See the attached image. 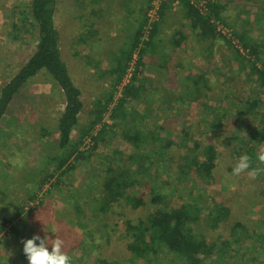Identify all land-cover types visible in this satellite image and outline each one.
<instances>
[{"label":"rangeland","instance_id":"374dc122","mask_svg":"<svg viewBox=\"0 0 264 264\" xmlns=\"http://www.w3.org/2000/svg\"><path fill=\"white\" fill-rule=\"evenodd\" d=\"M211 3L222 16L212 23L217 29L219 24L226 29L216 39L199 36L181 1L171 3L160 24L158 48L146 53L140 67L143 97L127 103L126 115L117 118L111 111L133 62L131 58L125 64L126 52L135 40L146 0L57 1L55 24L61 54L81 89L83 109L71 144L63 152L58 146L57 124L65 106L64 95L49 75L40 72L23 87L2 119L0 264H29L22 241L34 235L50 238L49 244L56 236L62 238L72 264H101L100 260L143 264L133 262L126 221L146 220L156 210L155 187L161 193L169 189L173 205L189 199V190L181 189L171 173L179 170L187 155L195 153V141L202 150L208 144L217 149L213 181L205 184L189 173L186 183L191 191H203L228 208L217 227L202 222L198 232L216 249L224 246L225 260L220 264H264V172L255 179L247 173L233 175L237 161L245 155L247 124L255 125L256 117L264 112V90L249 72V54L238 34L260 50L264 60V0ZM30 12L31 0H0V90L35 50L37 30L29 27ZM21 20L28 29L25 34L14 28ZM182 35L184 39L177 44L175 39ZM210 77L215 78V86ZM250 95L262 99L258 112L239 115ZM222 112L228 114L223 119L226 126L215 130L211 126ZM135 125L144 139L142 145L154 140L151 138L174 141L162 159L156 162L154 155L150 157L165 163L160 171L154 170L156 163L151 165L149 159H140L147 168L139 170L137 159L143 146L135 148V140L126 137L134 133ZM101 129L103 135L94 145ZM155 145L151 142V147ZM70 150L71 157L59 169L60 155ZM260 151H264L263 145ZM197 156L203 160L202 154ZM255 163L264 168L257 159ZM109 165L130 175L133 188L139 185L136 181H143L142 204L132 205L120 198L105 205L104 184L115 174ZM236 224L241 226L240 234L234 230ZM236 236L240 241H235Z\"/></svg>","mask_w":264,"mask_h":264},{"label":"trees","instance_id":"16d2710c","mask_svg":"<svg viewBox=\"0 0 264 264\" xmlns=\"http://www.w3.org/2000/svg\"><path fill=\"white\" fill-rule=\"evenodd\" d=\"M57 1L31 0V12L27 18H30L31 21L29 27L33 26L37 30V43L32 55L0 90V123L8 113L13 101L22 92L23 87L40 72L46 73L56 82L64 95L65 106L57 124L59 133L58 146L64 152L71 144L72 132L79 121V114L83 109V102L81 100V89L73 81L68 66L62 58L59 42L60 34L55 24ZM150 2L151 0H146L147 6L141 11L143 16L140 25L136 29L134 35L135 40L126 52L128 54L125 57V64L133 59V54L136 51L137 58L134 60V70L130 80L122 88V94L120 95L118 104L111 111V116L113 117L125 116L124 106L129 102L140 100L143 97L142 91L144 85L138 76L140 67L143 65V58L146 53L148 51L154 53L156 52V48H158L157 36L159 34L160 24L164 20L166 11L171 6L172 0L162 1L159 11L160 21L152 23L149 38L141 41L143 25L148 20L147 12L150 8ZM181 3L185 7L186 18L190 20L192 28L199 32V36L215 39L222 36L221 31L212 23L214 19L222 18L220 10L215 3L208 4V12L205 14H201L189 0H181ZM22 24L23 20L18 24L15 23L14 28L20 34H25L28 32V29L22 27ZM238 35L242 39L244 48L249 54L246 60L249 63V72L252 76H255L254 82L257 83L259 89L262 88L264 90V60L260 57L261 52L250 44L246 37L241 34ZM184 37L185 35H182L180 39L177 37L175 39L177 44H180ZM122 73L123 70L120 72L118 79L122 78ZM261 102L262 99L260 97L250 95L242 106H240L238 111L239 115L246 116L258 112ZM104 109L105 106H103ZM227 115L226 112L220 113V116L216 118V121H213L211 127L215 128V130L225 128L226 125L223 123V119L228 118ZM258 116L254 120L256 121L255 125L247 124L249 135L244 141L246 145L244 153L252 158L253 167H258L255 163L258 148L260 145L264 146V112ZM98 118H100L99 115L97 116ZM135 130L136 125L134 133L127 134L126 137H130L133 143V140H135V148L143 146L139 153L140 157L137 159L139 170L147 168V164L139 162L141 161L140 159H149L150 164L154 166L157 160L162 159L166 150L174 143L170 138L161 137L156 140L155 138H151L154 140H150L146 144L148 146L142 145L144 144V139L142 138L140 130ZM100 135H103V129L94 137V145L98 143ZM151 142L154 145L158 143L151 147ZM194 143L193 151L195 153H192L193 155H187L184 163L178 166L179 170L171 173L176 182L179 185L181 183V189L189 190L187 194L189 199L178 205H173L171 203L172 199L170 200L169 189L166 190L167 193H161L155 187L153 190V201L158 203L156 210L146 220L135 223L131 220L126 221L128 235H130L128 249L133 255V262L140 260L143 264H163L168 260V264H220L225 260L224 256L226 251L224 246L216 249L213 243H210L201 232H198L197 226L203 222L208 227H217L228 215V208L221 205L214 197L203 193V191L198 193L191 191L186 183L189 173L195 174L205 184H210L213 181V169L216 166L217 149L213 144H208L202 150L199 142L195 141ZM200 149L202 150L201 152ZM196 152L197 154L203 155V160L198 158ZM72 153V150H70L66 155H60L57 166L59 169L64 167ZM152 155L155 156L156 162L152 159L150 160V157H153ZM129 157L134 158V155H130ZM163 164L165 166L164 162ZM163 164L156 163L154 170L160 171ZM108 169L114 170L110 165ZM114 172L115 174L108 177L104 184V189L107 193L104 201L105 205L108 206L112 200L120 198H124L132 205L142 204L145 195L143 181H136L139 185L133 188L132 184L134 179L130 175H127L121 169L114 170ZM169 172L170 170L167 171V173ZM236 226L237 228L234 230L240 234L238 228L240 229L241 226L239 224H236ZM236 240L237 242L240 241V237L236 236ZM224 243L227 244L229 242L224 241ZM99 262L101 264H111L105 260H100Z\"/></svg>","mask_w":264,"mask_h":264},{"label":"clouds","instance_id":"9594fccd","mask_svg":"<svg viewBox=\"0 0 264 264\" xmlns=\"http://www.w3.org/2000/svg\"><path fill=\"white\" fill-rule=\"evenodd\" d=\"M209 82L212 86H215L214 77H210ZM256 158L259 163L264 164V151L258 152ZM262 172H264V168L253 167L252 158L247 154L240 156L233 168V175L239 176L247 173L253 179ZM49 239L48 237L42 238L40 235H34L32 238L22 241L23 252L29 264H72V257L63 250L65 241L56 236L55 239H51V244H49ZM49 245L51 250H49Z\"/></svg>","mask_w":264,"mask_h":264},{"label":"built area","instance_id":"2783aa9c","mask_svg":"<svg viewBox=\"0 0 264 264\" xmlns=\"http://www.w3.org/2000/svg\"><path fill=\"white\" fill-rule=\"evenodd\" d=\"M163 0H151L150 2V8L148 9L147 12V23L145 25H143V29H142V35L140 40H147L150 36V32H151V28H152V23L155 21H159L160 19V9H161V4H162ZM181 0H172V3H178ZM191 4H193L195 6V8H197L199 10V12L201 14H205L208 12V4L212 2V0H189ZM218 30H220L222 33H226V29L219 24L218 26ZM143 44V43H142ZM142 44H140V46H142ZM140 48V47H139ZM138 48V49H139ZM136 54H134L133 56V62L131 64V67L129 68L128 73L126 74V77L122 80V83L120 85V87L125 86L126 83L129 82L130 77L132 75V72L134 70V63L137 58V51L135 52Z\"/></svg>","mask_w":264,"mask_h":264}]
</instances>
